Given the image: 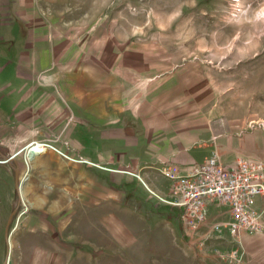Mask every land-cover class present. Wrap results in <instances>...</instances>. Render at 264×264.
Here are the masks:
<instances>
[{"label": "rangeland", "instance_id": "374dc122", "mask_svg": "<svg viewBox=\"0 0 264 264\" xmlns=\"http://www.w3.org/2000/svg\"><path fill=\"white\" fill-rule=\"evenodd\" d=\"M24 25L49 49L52 72L39 82L72 85L59 94L88 101L89 136L112 128L114 104L132 133L118 162L101 143L75 155L86 185L40 181L23 192L25 215L0 221V264H221L228 250L264 264V230L195 239L128 161L213 132L234 138L225 160H264V0H25Z\"/></svg>", "mask_w": 264, "mask_h": 264}, {"label": "crops", "instance_id": "0c3cea01", "mask_svg": "<svg viewBox=\"0 0 264 264\" xmlns=\"http://www.w3.org/2000/svg\"><path fill=\"white\" fill-rule=\"evenodd\" d=\"M24 23L25 0H0V157L11 156L32 141L49 142L55 149L50 148L42 154H34L28 165L23 155L17 156L12 162L0 163V221H8L14 213L15 205L19 201V180L26 172L28 183L23 186L22 193L28 195L35 193L36 188L44 183L52 187L58 182L86 185V167L72 158L76 154H79V157L87 155L89 144L101 143V148L104 149L100 153L101 148L98 147L97 152L103 158L111 154V160L106 162H118L121 139L126 129L128 133H132L130 128L122 125L121 121L125 119L120 115L119 105L114 104L117 108L111 118L112 128L103 130L101 136H98L97 130L94 139L89 136L88 101L72 100L69 95L63 98L59 94L60 91L66 95L67 92L74 91L72 89L75 87L72 85L57 89L52 83L39 82L41 76L48 79L52 72L47 60L49 49L41 47L39 38L32 35L34 27L26 28ZM129 118L131 119L128 120H136L134 114ZM109 131L111 135L108 134ZM212 135L200 137L196 141L175 138L168 144L159 142L157 146H150L146 151L129 157L130 171L143 176L144 192L151 194L156 200L158 199L150 189L170 197L172 182L162 173L165 167L176 164L183 172H188L195 165L210 158L215 149L219 150L221 161L227 166H233L240 158L238 156L229 161L223 156L225 145H234V138L222 136L212 139ZM108 143L111 144L110 153L104 151ZM103 158L101 160L105 163ZM99 169L111 171L107 166ZM40 181L43 184L39 186ZM158 203L179 217V210L159 201ZM208 208V221L196 230L187 229L189 233L195 239H203L206 235L229 236L227 229L215 232L213 226L231 218L230 207L213 200L208 202ZM219 261L221 264H227L220 256Z\"/></svg>", "mask_w": 264, "mask_h": 264}, {"label": "built area", "instance_id": "2783aa9c", "mask_svg": "<svg viewBox=\"0 0 264 264\" xmlns=\"http://www.w3.org/2000/svg\"><path fill=\"white\" fill-rule=\"evenodd\" d=\"M50 148L55 149L49 142L32 141L13 155L0 157V163L12 162L17 156L23 155L28 165L34 154H42ZM72 159L76 162H86L82 159ZM162 173L172 182V196L166 197L151 189L150 191L161 203L179 210L178 218L186 229L196 230L207 222L210 218L208 202L215 200L228 205L231 210L229 220L214 224L215 232H221L223 229L230 233L264 230V160L240 157L234 166H227L215 154L188 172H183L178 165L171 164L165 167ZM135 176L144 183L140 175ZM27 179L26 172L18 184L19 206L14 213L18 221L28 211L27 202L22 196ZM16 229L17 227L10 234ZM219 256L227 264H243L236 251L220 252Z\"/></svg>", "mask_w": 264, "mask_h": 264}, {"label": "water", "instance_id": "95a60500", "mask_svg": "<svg viewBox=\"0 0 264 264\" xmlns=\"http://www.w3.org/2000/svg\"><path fill=\"white\" fill-rule=\"evenodd\" d=\"M13 214H14V213H13ZM13 214L11 215V218L13 217ZM8 233H9V232H8V230H7V237H9Z\"/></svg>", "mask_w": 264, "mask_h": 264}, {"label": "bare ground", "instance_id": "6f19581e", "mask_svg": "<svg viewBox=\"0 0 264 264\" xmlns=\"http://www.w3.org/2000/svg\"><path fill=\"white\" fill-rule=\"evenodd\" d=\"M123 172H125V170Z\"/></svg>", "mask_w": 264, "mask_h": 264}]
</instances>
